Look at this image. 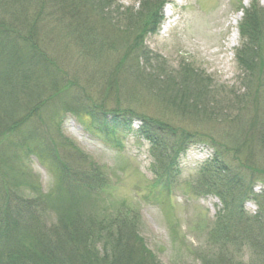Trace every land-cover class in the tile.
<instances>
[{
    "label": "rangeland",
    "instance_id": "rangeland-1",
    "mask_svg": "<svg viewBox=\"0 0 264 264\" xmlns=\"http://www.w3.org/2000/svg\"><path fill=\"white\" fill-rule=\"evenodd\" d=\"M142 3L149 6L148 13H156L157 19L160 9L162 21L156 32L140 30L142 19H147L142 11L138 12ZM112 9L115 11L111 10V20H97L112 36L113 45L117 41L112 39L118 37L115 30L126 28L133 36L141 35L145 51L139 65L142 73H167L175 76L176 83L181 79L190 85L197 80L213 94L221 89L223 96L224 90L238 96L248 94L247 72L237 59L240 24L246 12L264 18V0H115ZM127 9L134 22H128L129 15L122 16ZM46 23L48 30H38L39 39L34 35L37 41L32 52L44 57L49 73H41V77L45 76L44 83L56 91H50L48 97L35 96L33 101L24 99L27 106L18 114L15 125L0 135V189L31 201L9 213L15 215L29 207L41 215L40 222L46 228L70 213L71 207L85 215H120L125 224L129 218V225L160 264L221 263L218 242L231 231L221 217L224 202L231 200L226 183L234 185L230 178L235 174L245 177L244 191L260 198L264 166H257L251 156L233 145L225 136L231 130L222 120L198 115L194 109L193 114L198 116H183L172 108L168 121L177 134H184L179 141L185 139L187 143L173 181H158L153 174L149 143L128 132L120 121H113L110 113L119 105L155 118L171 107H164L156 93L143 86L134 96H121L116 104L114 92L103 89L109 87L112 78L120 86L122 73L138 72H132L128 60L127 67L121 58L116 62L123 47L117 46V54L101 69L96 59L84 55L87 40H82L80 33L56 22ZM94 28L101 29L98 25ZM142 79L150 82V87H157L148 76ZM69 81V91H63ZM76 97L94 114L90 109L73 108ZM22 98L19 92L17 99L23 101ZM249 102L248 99L246 103ZM138 125L135 120L131 127L135 130ZM214 156L211 169L201 171L202 165ZM64 161L78 170L94 169L97 176L92 182L97 189L88 190L83 199L77 189H69L65 181L60 183L57 169ZM258 201H245L243 208L248 215L258 209ZM233 247L226 250L232 264L264 262L247 246ZM134 257L139 259V254Z\"/></svg>",
    "mask_w": 264,
    "mask_h": 264
},
{
    "label": "trees",
    "instance_id": "trees-1",
    "mask_svg": "<svg viewBox=\"0 0 264 264\" xmlns=\"http://www.w3.org/2000/svg\"><path fill=\"white\" fill-rule=\"evenodd\" d=\"M114 4L115 0H0V135H3V130L15 125L18 114L27 106L25 101H33L35 96L48 97L56 91L44 83L47 82L45 76L41 77V73H49L44 57L32 52L35 51V40L40 37L38 30L47 31L46 22H56L65 25L68 30L77 31L82 40H87L88 43L85 42L83 47L86 53L84 55L96 59L101 69L113 58V54H117L114 49L117 46L123 47V52L118 54L120 56L116 58V62L121 58L127 67L128 60L133 66L132 72H138L122 73L120 86H116L114 78L111 82L108 79L109 87L103 90L114 92L116 104L121 96H134L135 92L141 91L140 86H143L155 92L164 107H171L169 112L155 118L129 107L121 109L119 105L110 113L113 121H120L128 132H133L149 143L154 163L153 174L158 181L164 180L163 184L166 181L169 184V180L173 181L178 173L179 156L187 143L185 139L179 141L178 138L184 137V134H177L168 121L173 109L177 113L180 111L183 116L202 114L201 116L207 118L213 116L214 119L222 120L231 130L229 135L225 136L233 145L251 156L257 166H264V18L246 12L240 24L241 48L237 52V59L239 65L247 72L248 94L238 96L232 91L224 90L223 96L221 89L216 90L217 94H213L206 86L198 84L197 80L192 81L190 85L181 79L176 83L175 76L167 73H142L139 65L145 51L141 35L133 36L126 28L115 30L118 37L112 39L117 41L113 45V42H110L112 36L97 20H111L109 16L111 10L115 11L112 9ZM147 8L149 6L142 3L138 11H142V16L147 18L144 22L142 19L140 30L143 33L156 32L162 21L160 9L157 19L156 13H148ZM122 13L124 17L129 15L128 22L135 21L128 9ZM96 25L101 29L96 30ZM94 35L96 36L93 37ZM119 50L117 52H120ZM116 69L120 72L119 66ZM142 76H148L157 87H150V82H143ZM50 81L52 80L48 83ZM70 83L69 81L64 85L63 91H69ZM19 92L23 94V101L17 99ZM248 99L250 102L246 103ZM72 102L76 110L90 109V113L94 114V110L85 107L81 99L76 97ZM193 109L198 115L193 114ZM135 120L139 121V125L133 130L131 126ZM216 157L210 162H205L201 171L210 170ZM57 171L60 183L65 181L69 189H77L83 199L86 198L88 190L97 189L92 182L97 176L94 169L78 170L64 161ZM230 180L234 185L227 181L226 187L231 200L224 202L225 211L221 217L225 219L222 220L223 224L232 229L226 227L231 231L225 232L223 240L218 242L217 256H221V263L218 264H232V257L226 250L229 246L233 247V244L236 247L247 246V250L264 261V190L259 194V198L257 194L244 191L245 177L241 178L235 174ZM262 181L264 182V179ZM164 187L169 189L166 184ZM2 192L0 264H160L153 260L144 241L138 237L134 227L129 225L131 221L127 217L125 224L120 215H85L81 210L71 207L70 213L60 217L58 223L46 228L40 222L41 215L29 207L15 215L9 213L20 209L23 202L31 201H23L22 197L10 190L1 188L0 194ZM71 194L75 198L74 193ZM216 196L221 194L216 193ZM224 198L222 197V200L226 201ZM250 199L261 201H258V209L253 215H248L243 208L245 201ZM137 253L139 259L134 257Z\"/></svg>",
    "mask_w": 264,
    "mask_h": 264
}]
</instances>
